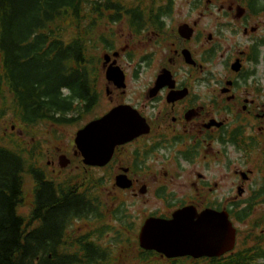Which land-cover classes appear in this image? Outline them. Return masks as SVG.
<instances>
[{
	"label": "flooded vegetation",
	"instance_id": "1",
	"mask_svg": "<svg viewBox=\"0 0 264 264\" xmlns=\"http://www.w3.org/2000/svg\"><path fill=\"white\" fill-rule=\"evenodd\" d=\"M142 1L136 7L159 12V18L156 23L143 21L137 33L127 26L128 37L121 51L132 59L134 50L145 43L149 50L140 47L139 63L148 64L160 57V65L149 83L131 92L126 86L117 88L111 82L96 84L90 106L92 110L97 108L103 96L112 103L92 119L100 118L117 105L130 106L139 116L141 132L127 142L116 144L111 157L101 165L84 163L74 138L71 151L57 148L52 154L48 153V144L40 141L41 151L47 152L46 164H41L43 177L52 182L57 193H68L66 197L83 194V200L90 204V212L101 211L102 218L118 211L126 215L123 199L120 205H115L120 199L116 193L123 191L133 195L138 192L137 195L143 197V204L155 201L166 205V212L159 207L148 209L143 205V218H168L174 210L188 205L194 206L197 212L205 209L227 211L232 221L244 208L253 215L259 211L264 213V87L255 77L253 68L258 62L256 53L259 57V48L264 44V36L254 35L259 32L258 25L249 27V33L248 22L243 23L241 19L237 24L227 22L224 25L230 34L242 29L249 40L238 49L233 61L226 62L223 79L211 83L210 72L205 70L204 64L217 51L213 35H204L186 22L166 29L165 18L170 16L171 9L159 6L167 4V0L163 4H156V0ZM237 4L235 0L229 2L228 14ZM114 23L117 22L110 24ZM182 24L193 28L189 39L179 33ZM145 31V37L152 34L154 41L137 43L136 37ZM192 38L203 50L199 59L194 57L190 47ZM169 43L173 45L170 48L173 51L164 52L163 48L166 49ZM236 48L235 45L232 47L233 50ZM184 49L189 50L194 64L185 61ZM113 51L105 53L112 54ZM236 59L241 66L238 71H233L231 64ZM247 64L253 66L246 68ZM165 70L170 77L157 85V77ZM62 155L69 159L67 166L61 165ZM119 174H125L131 180L129 188L116 184ZM225 177L230 179L227 192ZM31 192L30 210L34 201V182ZM88 193L91 195L87 196Z\"/></svg>",
	"mask_w": 264,
	"mask_h": 264
},
{
	"label": "trees",
	"instance_id": "2",
	"mask_svg": "<svg viewBox=\"0 0 264 264\" xmlns=\"http://www.w3.org/2000/svg\"><path fill=\"white\" fill-rule=\"evenodd\" d=\"M142 2L0 0V264H264L261 212L239 244L220 257L161 260L137 246L133 259L128 245L137 242L129 217L118 211L114 219L120 228L114 229L101 211L90 212L83 194L57 193L43 177L41 145L28 144L10 129L14 125L32 136L37 128L55 130L84 118L102 62L94 51L116 50L114 34L99 30L106 22L123 20L137 33L143 21L156 23L159 12L140 10L136 5ZM239 2L244 17L264 14V0ZM166 3L159 7L170 10L172 0ZM27 174L34 182V201L22 215L18 207ZM251 215L244 208L234 218L243 221ZM113 230L104 242V234Z\"/></svg>",
	"mask_w": 264,
	"mask_h": 264
},
{
	"label": "rangeland",
	"instance_id": "3",
	"mask_svg": "<svg viewBox=\"0 0 264 264\" xmlns=\"http://www.w3.org/2000/svg\"><path fill=\"white\" fill-rule=\"evenodd\" d=\"M166 0H156V4H163ZM232 0H172L171 3V14L170 16H167L165 18L166 21V29H171L172 27L178 25L181 22H186L190 26L194 27L196 26L198 28V31H202L204 35H213V41L214 45L217 48L216 53L211 58V60L204 64V68L206 71H209V78L212 80L211 83H218L220 79H223V77L226 74V62L227 61H233L232 57L237 56L238 49H242L245 44H247V41L249 40L248 37H245L243 35L242 29L236 34H230L227 31V28L224 26L229 22L232 23H239L240 20L235 18V11L234 9L231 11V14H228L227 6L229 5V2ZM240 3L242 6L243 4ZM243 23L248 22V33L249 27L255 26L256 24L259 27V32L257 34H254L256 37L264 36V14H260L257 16H249V17H242L240 18ZM105 25V24H104ZM110 30H113V33L116 39L115 47L116 50L120 53L116 57L117 64L123 69L125 75H126V89L130 92L133 90H136L137 88L143 86L144 84H147L150 82L151 78H153L156 69L160 65V57L156 59H152L149 61L148 64L139 63V49L142 47V50H149V48H145V43H142L138 46V49H135V53L132 55L133 58H128L127 56L123 55V52L121 51V48L124 47L127 37H128V31H127V25L122 20L120 22L110 24L107 23L106 26H102V30H99L104 33H109ZM217 31V34H216ZM148 32V31H147ZM149 33H151L149 31ZM219 33V34H218ZM147 34L146 31L141 33V35H138L136 37V42L139 41L147 42V41H154V37L152 34H150V37H145ZM135 39V38H134ZM170 42V41H169ZM236 46L237 48L235 50L232 49L233 46ZM207 45H204L206 47ZM173 45L171 43L168 44V47L165 49L163 48V51L166 50L173 51L172 48ZM190 47L192 49V52L194 54V57L196 59H199L201 53L203 50L200 48L199 42L196 41V39L192 38L190 41ZM107 52V51H105ZM100 47H98V50L94 51L95 55H99L101 58L103 57V53H105ZM165 58H162V62ZM178 61V60H177ZM161 62V63H162ZM98 80L96 82L97 85H104L108 83V81L105 78V69L102 66L101 62L98 65ZM246 68H251L253 65L247 64L245 65ZM180 68L179 64L177 63L176 69ZM255 69V77L259 79V83L263 85L264 87V44L260 46L259 48V57L258 62L253 66ZM198 75V73H196ZM200 74V72H199ZM200 77V76H199ZM193 82H196L193 80ZM104 95V93H102ZM111 102H108L106 100V96H103L101 98L100 102L98 103L97 108H94L93 110L90 109V111L85 115L84 118L77 121L75 124L61 126V127H54L55 130H52V128L42 127L41 129L37 128V131L34 133V135L25 136L21 130L20 127H15L14 125L10 126V129L16 133L17 136L22 137L24 140L27 141L28 144L31 143H38L40 145V141L44 142L43 144H48V153L52 154L56 152L55 150L57 148L65 149L68 151H71L72 148V142L75 135L76 130L81 127L83 124H85L90 119L94 118L96 115H99L102 113L105 109L111 105ZM40 127V126H38ZM9 127H4V131L8 132ZM39 140V141H37ZM46 148V146H45ZM41 158H42V165H45L46 163V154L41 151ZM74 170H72L73 172ZM227 175V174H226ZM230 179L227 177L224 178L225 182V192L228 190V185L230 184ZM229 182V183H228ZM33 181L31 179V176L29 174L25 177V183H24V192L25 197L23 199V204L18 207V212L22 215H27L30 210V203L32 199V188ZM179 187V186H178ZM176 187V188H178ZM173 188V189H176ZM137 192V191H136ZM138 193V192H137ZM131 194L130 191L126 192H117L116 196L118 197V201H116L115 205H120L121 199L124 200L123 208H126V215L129 217L130 222L132 223V227L134 228V238L137 242V232L139 225L143 221V205L146 206L148 209H153L155 207H159L161 211L166 212L167 207L164 203L155 202V201H149L145 204L142 202L141 196ZM139 194V193H138ZM247 196V194H245ZM244 196V197H245ZM108 203V202H106ZM260 212V211H259ZM256 212L254 215L252 214L249 216L246 220L240 221L237 219H233V224L236 227V246L240 242V237L242 234H244L247 230H250V222L252 219L259 213ZM106 215L105 218L106 222L109 225H112L115 227L114 229H119V221L117 219H114L115 216L118 217L119 214H112ZM122 215V214H121ZM79 223V221H77ZM123 224H126L127 221L123 220ZM115 231H111L108 236H104L103 241L106 242L108 239H110L112 233ZM125 232H127L125 230ZM251 242H247L248 245H250ZM138 243L136 247L134 245H128V250H131L132 254L131 256L134 259V255H136ZM139 247V246H138ZM165 258L162 257L161 260Z\"/></svg>",
	"mask_w": 264,
	"mask_h": 264
},
{
	"label": "water",
	"instance_id": "4",
	"mask_svg": "<svg viewBox=\"0 0 264 264\" xmlns=\"http://www.w3.org/2000/svg\"><path fill=\"white\" fill-rule=\"evenodd\" d=\"M244 13L243 6L235 7V18L242 17ZM179 33L189 39L193 28L182 24ZM118 54V51L112 55L104 54L102 65L105 67L106 80L117 88H124L125 73L116 62ZM183 57L187 63L194 64L189 50H183ZM240 66V61L236 59L231 69L238 71ZM167 77L170 75L165 70L157 77L156 84ZM140 132L141 122L136 110L120 104L77 129L74 144L84 163L101 165L111 157L116 144L127 142ZM60 159L62 166L68 165L69 159L65 155ZM116 184L121 188H129L132 182L125 174H119L116 176ZM137 240L143 250L157 252L167 259L186 256L193 259L220 257L235 247L236 228L227 211L205 209L197 212L194 206L188 205L174 210L170 218L146 217L139 227Z\"/></svg>",
	"mask_w": 264,
	"mask_h": 264
}]
</instances>
